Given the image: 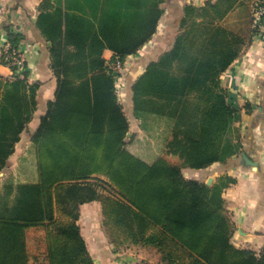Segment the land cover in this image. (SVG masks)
<instances>
[{
    "label": "trees",
    "instance_id": "obj_1",
    "mask_svg": "<svg viewBox=\"0 0 264 264\" xmlns=\"http://www.w3.org/2000/svg\"><path fill=\"white\" fill-rule=\"evenodd\" d=\"M161 1L135 0L127 20L117 7L119 18L101 24L99 33L93 22L62 8L40 13L58 88L37 129L31 122L40 82L31 83L28 71L0 76V173L25 133L36 146L39 172L37 181L8 184L0 194V264H94L78 223L80 206L93 200L101 203L114 244L164 252L171 241L191 260L168 251L166 264H264V246L257 252L232 241L223 192L234 178L222 175L208 184L183 171L207 168L240 150L234 123L242 110L228 101L219 76L254 29L249 0L186 5L173 47L132 85L137 116L156 112L175 118L174 126L151 163L126 146L130 119L104 51L112 49V60L137 53L156 32ZM197 12L201 20H191ZM10 36L17 47L22 35Z\"/></svg>",
    "mask_w": 264,
    "mask_h": 264
},
{
    "label": "crops",
    "instance_id": "obj_2",
    "mask_svg": "<svg viewBox=\"0 0 264 264\" xmlns=\"http://www.w3.org/2000/svg\"><path fill=\"white\" fill-rule=\"evenodd\" d=\"M208 1L210 0L160 2L163 14L156 32L140 46L137 53L128 56L125 83L121 93H117L130 119L128 134L143 132L145 118L159 115L151 111L141 116L135 114L133 83L146 72L150 63L158 60L173 47L176 36L182 30L181 21L186 15V5L201 8ZM253 1L249 0V3L252 4ZM134 2L135 0H0V3L9 7L8 15L0 21V47L11 42L10 35H22L17 47L26 56L29 81L40 82L38 107L31 122L33 130L39 126L41 117L47 111L48 102L55 99L58 88L57 77L51 66V41L44 36L38 25L40 13L54 12L57 8H62L68 14L77 15L79 20L86 24L93 22L96 33H99L101 24L114 23L115 19L119 18L117 7L124 16L126 15V20L127 15L134 16V11L128 8V4L134 5ZM142 2L144 4V0ZM190 18L199 21L202 16L197 12ZM113 54L110 48L104 51L108 62L113 58ZM12 75L8 65L0 64V76L14 78ZM219 83L228 91V101L242 110L241 119L235 123V141L240 142V150L226 161L217 162L207 168H185L184 175L203 180L212 177V182L220 175L234 178L235 181L223 192L226 208L236 224L232 240H264V35L259 38L253 31L250 33L238 56L221 72ZM157 100L162 103L163 99ZM142 118L143 121H140ZM27 139L32 142L31 135ZM164 145L165 142L162 146ZM146 161L151 163L155 159ZM78 223L94 264H136L139 260L133 251H128L129 249L118 250L108 238L102 224V207L99 200L80 206ZM148 260L154 262L152 258Z\"/></svg>",
    "mask_w": 264,
    "mask_h": 264
},
{
    "label": "rangeland",
    "instance_id": "obj_3",
    "mask_svg": "<svg viewBox=\"0 0 264 264\" xmlns=\"http://www.w3.org/2000/svg\"><path fill=\"white\" fill-rule=\"evenodd\" d=\"M0 6L6 7V13L4 14V16L0 18L1 21L3 18H5L8 15L9 7L4 3H0ZM2 47L3 46L0 47V50L2 49ZM22 54L24 55V57H26L24 52H22ZM3 59L4 58L0 55V64H5ZM10 68L12 70L13 77L19 76L15 74L13 67ZM23 72L24 71H22L21 76L23 75ZM150 104L153 105L152 103ZM152 116L153 117L148 116L145 118L143 132H139V133L134 132L131 133V135L128 134L129 137L127 139V144H126L127 148L130 151H132L133 153L139 155L140 157L146 160H154V159L156 160V158L159 157V155L163 150L162 145L164 144V142H166L167 135L175 123L174 121L175 118L173 119L172 117H169L167 115H165L164 117H162V115L160 114L155 116L152 115ZM139 120L143 121V118ZM235 123H234V128H235ZM29 135H30L29 133L28 134L25 133L23 135V138L25 137L24 140L22 139L23 141L21 143L19 142V144L16 145L15 151L13 153V157H11L12 159L11 160L9 159L7 166L0 173V194H2V196H5L6 193L8 192L6 188L8 184H13L14 186H16L17 184L23 182H35L39 178L36 146L32 142H28L29 140L27 139V137ZM204 180L207 182L206 179ZM235 230H236V224L234 222L233 235ZM104 231L106 233L105 229ZM232 241L234 242V244L235 243L237 244V245L235 244L236 246L239 245L238 247L250 248L257 252L261 251L262 247L264 246V240H232ZM168 242H169L168 247L165 246L164 252L172 251L174 252V254L180 257V260L186 263H189L191 261L190 256L185 251L179 250L178 246L175 243L171 241ZM114 246L120 251H126L127 249H129L128 251H133L134 254L138 256L139 259L136 262V264H150V263L166 264L167 263L164 260V252H162L159 247L154 245L122 243V244H114ZM151 258L154 259V262H150L148 260ZM176 264H178V261Z\"/></svg>",
    "mask_w": 264,
    "mask_h": 264
},
{
    "label": "built area",
    "instance_id": "obj_4",
    "mask_svg": "<svg viewBox=\"0 0 264 264\" xmlns=\"http://www.w3.org/2000/svg\"><path fill=\"white\" fill-rule=\"evenodd\" d=\"M253 11V34L261 38L264 35V0H254L252 3ZM6 13V7L0 6V18ZM0 55L4 58L3 61L9 67L15 68V74L21 75L22 71H27L25 66V57L21 50L12 44L7 42L0 50ZM131 56V55H130ZM128 58V57H127ZM120 59L116 57L109 59L110 67L113 69L116 77V92L121 93L123 84L125 83L124 71L128 66V59Z\"/></svg>",
    "mask_w": 264,
    "mask_h": 264
},
{
    "label": "water",
    "instance_id": "obj_5",
    "mask_svg": "<svg viewBox=\"0 0 264 264\" xmlns=\"http://www.w3.org/2000/svg\"><path fill=\"white\" fill-rule=\"evenodd\" d=\"M212 181H213V180H212V177H210V178L207 180V183H208V184H211Z\"/></svg>",
    "mask_w": 264,
    "mask_h": 264
}]
</instances>
